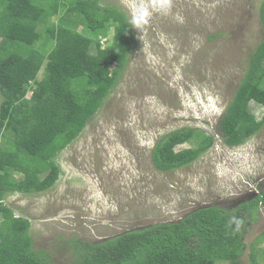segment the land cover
Here are the masks:
<instances>
[{
  "label": "rangeland",
  "instance_id": "obj_1",
  "mask_svg": "<svg viewBox=\"0 0 264 264\" xmlns=\"http://www.w3.org/2000/svg\"><path fill=\"white\" fill-rule=\"evenodd\" d=\"M263 1L171 0L167 15L154 13L142 28L131 23L129 64L103 108L62 152L61 179L48 192L6 200L31 220L34 247L52 264H76L73 242L97 244L209 206L232 211L264 191V127L239 147L226 146L217 134L264 38ZM101 3L120 8L130 20L123 0ZM246 117L260 121L264 108L253 102ZM188 127L215 136L216 144L188 167L158 171L152 161L158 140ZM9 142L3 137L1 149ZM245 225L242 261L250 264L257 252L264 264V208Z\"/></svg>",
  "mask_w": 264,
  "mask_h": 264
},
{
  "label": "trees",
  "instance_id": "obj_2",
  "mask_svg": "<svg viewBox=\"0 0 264 264\" xmlns=\"http://www.w3.org/2000/svg\"><path fill=\"white\" fill-rule=\"evenodd\" d=\"M260 16L264 32V1ZM134 41L126 13L101 0H0V264H52L34 247L31 220L18 216L6 200L56 186L63 175L62 152L118 86ZM253 102L264 108V38L217 125L226 146H242L264 127V117L255 122L246 117ZM7 135L12 144L2 150ZM215 144V136L203 129L174 130L158 140L152 161L158 171L174 172ZM261 208L264 191L232 211L209 206L97 244L73 242L76 264H244L245 224ZM250 257V264H260L257 252Z\"/></svg>",
  "mask_w": 264,
  "mask_h": 264
},
{
  "label": "clouds",
  "instance_id": "obj_3",
  "mask_svg": "<svg viewBox=\"0 0 264 264\" xmlns=\"http://www.w3.org/2000/svg\"><path fill=\"white\" fill-rule=\"evenodd\" d=\"M130 14V22L137 28L147 25L154 13L167 15L171 9V0H123Z\"/></svg>",
  "mask_w": 264,
  "mask_h": 264
}]
</instances>
